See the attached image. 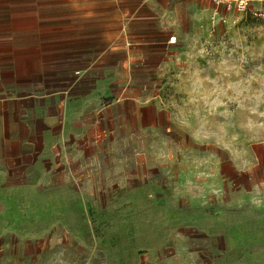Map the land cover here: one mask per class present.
<instances>
[{
    "label": "rangeland",
    "instance_id": "obj_1",
    "mask_svg": "<svg viewBox=\"0 0 264 264\" xmlns=\"http://www.w3.org/2000/svg\"><path fill=\"white\" fill-rule=\"evenodd\" d=\"M92 12L93 38L57 21ZM77 38L109 49L115 77L76 134L52 124L22 49ZM263 141L264 19L250 9L0 0V264H237L250 185L220 177L250 169Z\"/></svg>",
    "mask_w": 264,
    "mask_h": 264
},
{
    "label": "crops",
    "instance_id": "obj_2",
    "mask_svg": "<svg viewBox=\"0 0 264 264\" xmlns=\"http://www.w3.org/2000/svg\"><path fill=\"white\" fill-rule=\"evenodd\" d=\"M26 18V23L43 22L31 19L32 16ZM100 18L99 13L92 12L57 21L72 25L80 21L89 22L93 38L95 22ZM88 38L33 44L22 49L23 77L39 80L55 98L57 116L52 124L64 131L70 127L76 128V134L84 125L87 110L92 109V105L108 93L110 82L115 77L112 76V67L107 59L109 49H96ZM103 38L109 40L110 35L104 34ZM227 172L228 175L220 177L221 188L250 185V225L246 230L242 228L247 238H243L242 232L237 229L232 239L238 258L236 263L264 264V141L250 148V169L229 167ZM238 235L241 238L238 239ZM221 258V255L218 258L215 255V262L210 264H222Z\"/></svg>",
    "mask_w": 264,
    "mask_h": 264
},
{
    "label": "built area",
    "instance_id": "obj_3",
    "mask_svg": "<svg viewBox=\"0 0 264 264\" xmlns=\"http://www.w3.org/2000/svg\"><path fill=\"white\" fill-rule=\"evenodd\" d=\"M212 1L216 3L217 7L222 5L227 9L237 8L239 11H246L250 9L251 14L253 16L264 19V0H212Z\"/></svg>",
    "mask_w": 264,
    "mask_h": 264
}]
</instances>
